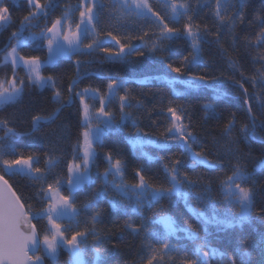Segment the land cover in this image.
I'll use <instances>...</instances> for the list:
<instances>
[{
  "label": "trees",
  "instance_id": "1",
  "mask_svg": "<svg viewBox=\"0 0 264 264\" xmlns=\"http://www.w3.org/2000/svg\"><path fill=\"white\" fill-rule=\"evenodd\" d=\"M97 1L94 22L98 39L112 40L100 44L102 47L73 52L55 64L47 63L42 76L50 77L52 83L42 88L31 80L26 68L16 67L4 58L17 41L13 39V33L18 34L22 29L24 17L29 16L32 21L39 19L30 15L37 9L28 0H5L10 22L0 33V80L17 78L23 92L16 101L0 106V121L8 122L7 126L0 125V174L10 181L22 199L42 241L45 234L50 236L51 233L47 216L43 215L49 203L46 195L48 185L59 187L66 196L73 195L79 223L67 222L66 235L70 239L76 231H88L86 241L81 243L85 264H97V254L102 264H147L152 248L162 246L157 240L165 239L174 251L165 257L164 264H185V261L193 260L202 264V257L197 260V245L205 242L207 247L216 249L218 253L210 256L209 264H232V261L244 264L249 259L253 264H261L264 262V247L261 245L264 220L258 217L264 215L260 211L264 209V143L261 142L264 138V126L261 124L264 121V43L258 41L264 30V0H230L235 8L228 11L231 20H226L223 27L214 14L215 0H175L181 13L184 9L180 5L186 4L189 8L185 15L175 20L171 8L173 0H150L153 13L158 12L169 27L180 29L178 35L161 42L164 51H160L157 44L162 25L154 14L138 16L127 12L119 0ZM39 3L50 15L37 27L28 28L26 35L51 29L53 23L57 19L63 20L69 11H73L74 23H78L84 1L39 0ZM188 16H191V21ZM187 23H191L194 30L199 25L202 35L205 30L208 33L200 42L201 62L195 65L184 61V57L191 59L195 55L192 42L185 35L184 25ZM218 30L219 37L215 35ZM84 44L92 42L87 39ZM154 44L156 51L152 50ZM120 45H125L124 49H132L122 55ZM105 48L111 53L104 51ZM19 53L28 59L39 57L45 63L51 57L46 39L24 44ZM166 63L174 67L183 65L184 71L180 74L170 72L165 67ZM194 76L207 79L189 86L186 81H191ZM173 78L175 82L169 83ZM20 81H23L22 85ZM109 84H113L114 92H110ZM240 84L248 90L247 94ZM85 89L96 92L100 97L90 96L87 103L84 102ZM57 91L59 98L55 95ZM80 94H84L83 101ZM124 96L128 98L125 105L130 104L131 107L126 106L122 113L120 97ZM101 98L106 112L111 113L116 124L96 147L91 170L93 183L77 188L72 194L68 183L72 173H69L68 166L74 162L82 163L78 149L86 128L84 105L98 110ZM245 101L252 105V113L257 117L256 139H246L241 131L243 125L251 127L252 123ZM169 107L176 109L182 117L180 123L192 133L194 142L189 141L192 149L203 152L218 167H192L191 154L183 141L178 134L168 133L173 123L167 110ZM124 113L130 115L121 120ZM35 116L45 118L37 125L38 131H33ZM233 120L235 127L231 137L225 136V128ZM8 128L25 135L11 142ZM10 143L12 147H9ZM108 154L123 162L126 183H136V173L141 171L150 184L165 188L170 187L168 168L180 160L181 164L176 167L181 178L186 173L188 180L195 185H185V190L190 193L187 204L180 197H162L145 202L142 208L134 210L133 203L114 196L110 188L105 197L95 200V194L105 186L103 174L109 168ZM19 156H32V168L42 171L27 173L15 169L17 165L14 170H8V166L3 164V160ZM50 160L54 162L51 165ZM237 163L252 175V179L243 186L253 188L255 193L253 219L234 228L214 223L204 225L189 206L200 208L208 216L215 211L222 219L239 211L238 207L229 205L222 194V181L232 175L233 165ZM206 188L210 189L207 196L211 197L215 209L207 198L204 203H199L193 195L205 194ZM114 199L119 201L115 206ZM89 202L93 207L85 209L84 205ZM97 210L101 211V219L93 225L91 217ZM162 217H171L181 229H195L200 239H190L186 231L166 235ZM93 227L97 235L92 234ZM133 228L139 231H133ZM147 233L157 234V240L146 239ZM244 249L248 256L242 255ZM40 255L47 259V264H74L68 248H61L56 260L44 256L43 249Z\"/></svg>",
  "mask_w": 264,
  "mask_h": 264
},
{
  "label": "snow or ice",
  "instance_id": "2",
  "mask_svg": "<svg viewBox=\"0 0 264 264\" xmlns=\"http://www.w3.org/2000/svg\"><path fill=\"white\" fill-rule=\"evenodd\" d=\"M29 4H31L37 10L41 9L42 6L39 3V0H28ZM122 6L128 9H131L136 12L137 15L147 16L148 12H151V6L147 3V0H131V4L128 3V0H122ZM179 7L184 9V12L181 13L178 11V6L173 0L171 5L173 12V19L175 20L178 16L185 15L189 8L186 4L180 5ZM234 10L235 6L230 4V0H215V17L218 21L221 22V27L224 26V22L226 20H231L229 17L228 11ZM30 15L34 18L36 13H30ZM156 17L159 18V22L162 25L161 34L159 41L160 51H164L162 41L170 40L174 37V35H178L180 33V29L169 27L167 23H164V18L160 16V14L154 13ZM80 16L83 18L87 16V20L89 23L94 19L92 8H87L86 12L81 11ZM191 16H188V20L191 21ZM29 16L24 17V21H28ZM10 22V13L9 8L5 4V0H0V25L7 24ZM61 25V20L57 19L55 23H53L52 28L48 29V31H55L57 26ZM185 35L192 42V48L195 55L189 57H184V61L186 64H197L201 62L200 58V42L205 39V36L208 34L207 30L202 35L199 31V25L196 26V30H194L193 25L191 23H187L184 25ZM16 34L13 33V36ZM109 36L112 34L109 32ZM219 37V30L215 34ZM113 39H116L113 37ZM64 40L68 41L69 45L78 46L80 41V32L79 25H77V31L72 32L71 28L68 30V34L64 35ZM118 42V41H117ZM219 43V39L217 40ZM53 41L49 40V46L51 50V45ZM96 41H93L92 44L86 45L87 48L91 49L93 44H96ZM258 43H264V30H262L260 34V39ZM61 50H63L62 45H58ZM97 47H102V45L97 44ZM125 45H120V52H123ZM152 50L156 51L157 46L154 44L152 46ZM104 51L111 53L110 49L105 48ZM13 58V63H16L17 52L16 48L12 47L11 52L9 54ZM118 55V53H117ZM19 59H24L20 57ZM25 63L29 67V71L33 74L32 78L40 83L41 87L46 84L52 83L51 78H45L40 75V63L39 57H31L30 59L25 60ZM165 67L173 73L180 74L184 71V66L174 67L171 63H166ZM207 77L205 76H194L191 81H186L189 86H193L194 82L205 81ZM175 78L169 81V83H174ZM21 85L23 81H20ZM255 83V81H253ZM17 81L13 78L11 81L0 80V105L14 102L21 93V88H17ZM241 89L247 94V89L243 87V84L239 85ZM110 92L113 90V84L108 85ZM87 89H85V93H87ZM56 97H60L59 91L55 93ZM81 95V100L83 101V95ZM128 98L126 96L120 97V107L123 113V109L127 107H131L130 104L125 105L124 101ZM248 104V112L250 119L252 121L251 127L245 124L243 125L241 131L243 132L245 138L256 139V121L257 117L252 113V105L245 101ZM100 108L97 110L104 117H109V119H104L100 121L103 124V128L97 126L95 129H91L90 127H86L83 137V159L82 163L84 165L83 169H81L80 164L73 163L68 166L69 173H73L75 178H70L68 183L70 185V191H75L77 188H80L84 185H91L93 181L91 180L90 169L88 167L90 161L95 158V151L93 148L94 142L100 140L105 131L112 128L116 122L114 118H111V113L105 112L104 110V99H100ZM206 108H209V105H205ZM168 112L172 115L173 123L168 128V133H171L173 136L178 134V138L181 139L184 143L185 148L190 152L191 159L193 161L192 167L202 165L209 169H215L219 165L217 163H213L209 161L206 155L203 152H196L192 149L191 143L189 141L194 142V137L191 132H189L180 122L182 121V117L177 114L175 108L169 107ZM128 115V113H124L121 116V120H124ZM54 117H48L47 119H52ZM84 118L88 125L91 124V117L89 115V107L87 104L84 105ZM45 119L41 116H35L33 118L34 131H38L37 125L39 122ZM99 119V118H97ZM7 121H0V125L7 126ZM262 126H264V121L261 122ZM235 127V122L230 121L229 124L225 128L224 135L231 137V133L233 128ZM175 130V131H174ZM8 139L11 142H14L19 133L15 132L13 129L8 128ZM7 135V133H6ZM261 142L264 143V138L261 139ZM12 143L9 144V147H12ZM106 159L109 163V168L104 172L105 186L103 189L98 191L95 194L94 199L99 200L102 197H105L108 193L109 188L115 194V196L120 197L123 200H128L129 202L134 204V210H139L143 207L145 202H151L153 200H159L162 197H168L171 199L173 196L180 197L187 201L189 199L190 193L185 190V185L189 187H193L194 182L188 180L187 174H184V177L181 178L179 168L177 165L181 164L180 160H176L174 162V166L168 168L169 179L168 182L170 187L165 188L163 186L155 187L150 184L145 175L141 171H137V182L134 184L126 183L124 180V164L120 159H113L111 154L106 156ZM33 157L28 156L24 158L23 156H19L16 159L12 160H3V164L8 166V170H14V166L21 165L24 168H21L20 171H24L25 168L27 171H35L41 172L40 168H32ZM50 165L53 164L51 160L49 161ZM111 175L113 180L109 182L107 177ZM119 178V183L116 182V179ZM252 179V175L245 171V169L239 164L233 165L232 175L227 176L225 180L222 181V194L224 199L227 201L229 205L234 207H238L239 211L236 212L231 217L220 218L216 215L215 211L211 216L205 214L200 208L190 207V210L193 214L202 221L204 225L208 224H216L222 225L226 228H234L236 226H243L245 223L251 222L253 219V214L255 212V193L253 188L243 186L247 181ZM59 183V182H57ZM47 192L49 193L48 199L50 203L48 207L44 210L43 215L47 216L48 222L51 225L50 231L52 232L51 236L45 234L43 236V245L46 250H50L51 253H55L57 247L66 243L70 245V251L73 252L74 256L77 258V264H83V262L79 259L80 252V244L84 243L88 236V231H76L71 235L70 239L65 237V232L67 229H62L61 224L57 223V219L60 218H68L70 221H75L79 223L76 217L79 213L76 211L73 198L71 196H65L61 194L59 187H54L49 184L47 188ZM210 192V189L206 188L205 194L195 193V199L199 203H204L206 198L207 202L212 205L213 209H215V204L212 201L210 196H207V193ZM119 201L113 200V205L117 204ZM85 209H89L93 207L92 202H89L84 205ZM264 213V209L260 210ZM264 220V215L258 217ZM101 219V211L97 210L95 214L91 217V223L95 225L100 222ZM161 222L165 224L167 233L166 235L174 234L177 231H186L189 235V238L192 240L200 239L197 231L191 227L181 229L176 224V222L171 217H162ZM129 227H131L129 225ZM207 229L205 228V231ZM133 231L138 232L139 229L133 228ZM93 235H97L95 228L91 229ZM59 237V239H58ZM83 238V239H78ZM151 238L152 240H157V234L155 233H147L146 239ZM162 246L160 248H152V255L147 259V264H153V261H157V264H164V259L169 255L171 251H174L172 246L167 242V240H157ZM247 241H245V244ZM262 247H264V241L261 242ZM40 240L36 231V226L31 223L28 213L25 210L24 204L21 202L20 197L16 195L13 191L12 186L9 184L8 180L4 178L3 175H0V264H43L42 259L39 256L35 255V252L39 250ZM151 247V245H149ZM207 248V250H205ZM32 253V255H30ZM217 250L214 248L207 247L206 242L203 244L197 245V260L201 257L203 258L202 264H209L210 256L217 255ZM242 255L248 256V252L246 249L242 251ZM97 264H102L101 258L99 254H97ZM185 264H197L196 260L193 261H185ZM232 264H235V261H232ZM244 264H253L251 259L244 262ZM264 264V262H261Z\"/></svg>",
  "mask_w": 264,
  "mask_h": 264
},
{
  "label": "rangeland",
  "instance_id": "3",
  "mask_svg": "<svg viewBox=\"0 0 264 264\" xmlns=\"http://www.w3.org/2000/svg\"><path fill=\"white\" fill-rule=\"evenodd\" d=\"M15 1H19V0H15ZM84 3L82 5V8H81V11H85L87 10V8L91 7L92 8V11H93V15H94V19L91 21V23L88 22L87 20V16H85L83 18V21H82V18L80 16V21L78 23H74V16L72 15L73 11H69L67 12L65 18L63 20H61V25L57 26V29L55 31H48V30H44V32L42 33H29L27 34V36L23 35L25 38H23L22 40H19V42L16 43V52H17V58H16V63H13V58L9 55L11 51H9L8 53H6L5 55V61L6 62H9V63H12L13 65H15L16 67H23V68H26L27 69V72L29 73V76L31 78V80L34 82V83H37L40 87V83L37 82L36 80H34L32 78V73L29 71V67L28 65L25 63V60H27L28 58L26 57H23L24 59H19L20 57H22L20 54H19V48L21 45H23L25 42L26 43H29V42H34L35 40H38V39H46L47 42H48V46H49V40L51 39L53 41L52 45H51V58L46 61V63L42 62L39 60V63H40V69H39V73L40 75L42 76V69L44 68V66L47 64V63H50V64H55L60 58L62 57H67L69 56L71 53L73 52H77V51H88V50H91V49H94V48H97V44H102L105 43V42H108V40H112L110 38H108V40H99L98 39V32H96V25H95V19L97 17V11H96V5H97V0H83ZM150 0H147V3L150 5ZM119 2L122 4V0H119ZM128 3L131 4V0H128ZM41 5V4H40ZM42 6V5H41ZM124 9L128 12V11H131V12H134L136 14L135 11L131 10V9H128V8H125ZM43 12H45V9L42 7L41 9L37 10L36 11V15L35 16H42L43 15ZM153 10L151 8V12H148L147 16H150V15H153ZM137 15V14H136ZM138 16H144V15H138ZM8 24V23H7ZM7 24H3V25H0V33L2 32V29H4V26L7 25ZM77 25H79V32H80V43L78 46H75V45H69L68 44V41L64 40V35H67L68 34V30L69 28H71V31L72 32H76L77 31ZM25 34V33H24ZM87 39H90L91 42L93 43V41H96L97 43L96 44H93L92 48L89 49L85 46L84 42H86ZM58 44L62 45L63 46V50H61V48L58 47ZM132 49V48H130ZM130 49H124L123 52H120L122 55L126 54L128 51H130ZM17 81V88H21V93L19 95V97L21 96L22 92H23V89H22V86H20L19 84V80L16 78L15 79ZM52 81V79H51ZM47 86V84L45 85ZM43 86V87H45ZM42 87V88H43ZM114 92V90L112 91ZM90 96H93V97H96V98H99L100 96L96 93V92H93V91H88L87 93H85V97L84 98V102L87 103V99L90 98ZM18 97V98H19ZM16 101V100H15ZM5 105V104H3ZM3 105H0V106H3ZM89 107V106H88ZM105 110V108H104ZM106 112V110H105ZM89 115L91 117V124L88 125V123L85 121V127H90L91 129H95L97 126H99L100 128H103V124L100 123V121L104 120V119H109V117H104L102 114H100L97 109H95L94 107H89ZM99 118V119H97ZM113 118V117H111ZM86 129V128H85ZM112 128L108 129L107 131H105L103 137L105 136V134L110 131ZM101 138L100 140L94 142L93 144V148H94V151L95 153L97 154V145L99 143H101L103 141L104 138ZM82 144L80 145L79 147V159L80 161H82L83 159V143H84V137L82 139ZM142 143V142H140ZM96 157V155H95ZM95 159V158H94ZM92 160L90 161L88 167L90 169V174L92 173V168H93V165H94V162L95 160ZM80 166H81V169H83L84 165L83 163H80ZM32 167H33V163H32ZM21 168H24V166H21V165H17L15 167V169L19 170ZM24 172H27V173H30L29 171H27V169L25 168ZM72 179L75 178L74 174L72 173L71 174V177ZM107 180L109 182H111L113 180V177L111 175H109L107 177ZM116 182L119 183V178L116 179ZM111 190V189H110ZM61 194L62 191L60 190ZM72 194H73V191H72ZM47 196H49V193L46 194ZM65 195V194H63ZM66 196V195H65ZM115 196V194H114ZM72 198L73 195H71ZM74 202V201H73ZM50 203V201H49ZM48 203V204H49ZM75 205V204H74ZM76 208V206H75ZM76 211L78 212V209L76 208ZM57 223L61 224L62 226V229H66L67 228V222H70V220L68 218H60V219H57L56 221ZM49 226H51L49 224ZM52 232L50 233V236H51ZM65 237L68 238V236L66 235V232H65ZM59 239V237H58ZM80 252H81V255L79 257V259L83 262V264H85L86 262V258L84 256V248L83 246L80 244ZM42 248H43V253H44V256H46L47 258H51L53 260H56L57 257H58V254L61 250V248H68V250L71 248L70 245H67L66 243H62L60 244L55 253H51L50 250H46L45 246L42 245ZM70 254L71 256L73 257V262L74 264H77V258L74 256L73 252L70 251Z\"/></svg>",
  "mask_w": 264,
  "mask_h": 264
},
{
  "label": "water",
  "instance_id": "4",
  "mask_svg": "<svg viewBox=\"0 0 264 264\" xmlns=\"http://www.w3.org/2000/svg\"><path fill=\"white\" fill-rule=\"evenodd\" d=\"M33 25H35V26H37V24L36 23H31V22H26V23H23V29L24 28H26L27 26H33ZM20 36H22V33H20ZM58 114V112L54 115V116H56ZM53 116V117H54ZM34 131V130H33ZM8 134H10V133H8ZM25 134H20L19 135V137H21V136H24ZM5 179H6V177H4ZM9 182V181H8ZM9 184L11 185V183L9 182ZM12 186V185H11ZM12 189H13V191L16 193V195L18 196V194H17V192H16V190L14 189V187L12 186ZM20 197V196H19ZM20 200H21V202L23 203V201H22V199L20 198ZM24 204V203H23ZM25 206V205H24ZM25 210H26V212L28 213V210H27V207L25 206ZM28 217H29V219H30V221H31V223L32 224H34V221H33V217H30L29 216V214H28ZM35 225V224H34ZM36 231H37V234H38V237H39V240H40V246H39V250L38 251H36L35 252V255L36 256H39V254H40V252H41V245H42V241H41V237L39 236V232H38V229H37V227H36ZM30 255H32V253H30ZM41 259H42V261H43V264H47V260H46V258H44L43 256H39Z\"/></svg>",
  "mask_w": 264,
  "mask_h": 264
}]
</instances>
